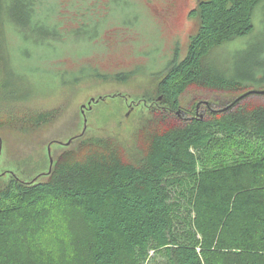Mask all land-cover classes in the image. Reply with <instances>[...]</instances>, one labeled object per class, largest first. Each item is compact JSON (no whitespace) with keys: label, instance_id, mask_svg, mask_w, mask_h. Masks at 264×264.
I'll list each match as a JSON object with an SVG mask.
<instances>
[{"label":"trees","instance_id":"obj_1","mask_svg":"<svg viewBox=\"0 0 264 264\" xmlns=\"http://www.w3.org/2000/svg\"><path fill=\"white\" fill-rule=\"evenodd\" d=\"M8 2L31 12L35 5L0 0V13ZM259 15L264 28V0H197L186 51L159 74L148 105L165 129L136 160L91 154L62 170L52 165L45 180L10 178L0 189V264H63L41 240L55 222L59 231H81L69 234L74 264H264V96L204 118L196 107L175 116L191 86L264 88V30L237 63L209 58L252 36Z\"/></svg>","mask_w":264,"mask_h":264},{"label":"rangeland","instance_id":"obj_2","mask_svg":"<svg viewBox=\"0 0 264 264\" xmlns=\"http://www.w3.org/2000/svg\"><path fill=\"white\" fill-rule=\"evenodd\" d=\"M31 1L32 12L8 2L0 13V189L13 176L48 178V148L56 171L91 154L122 163L139 158L165 129L158 110L148 105L156 100L159 74L186 51L197 24L186 10L197 0ZM163 9L176 16L183 11L173 23L157 14ZM259 20L254 16L252 36L215 49L209 58L219 65L235 62L249 43L262 39ZM243 93L191 86L175 116L196 107L195 116L204 118ZM54 217L51 212L49 219ZM58 227L51 225L42 244L55 249L63 264H74L77 250L69 234L81 231L73 224L70 231Z\"/></svg>","mask_w":264,"mask_h":264},{"label":"water","instance_id":"obj_3","mask_svg":"<svg viewBox=\"0 0 264 264\" xmlns=\"http://www.w3.org/2000/svg\"><path fill=\"white\" fill-rule=\"evenodd\" d=\"M251 95H260V96H264V90H255V89H251V90H248L246 91L245 93L241 94L240 96H238L235 100L232 101V103H230L227 107L223 108L222 110L220 111H224V110H227L229 108H231L232 106H234L237 102L241 101L242 99H244L245 97L247 96H251ZM161 99V97H159V100ZM93 101V99H92ZM96 102V101H95ZM83 113V112H82ZM85 119H84V123H85ZM83 132H84V129L83 131L81 132V134L77 135V136H74L73 138H71L70 140H68L65 145H69L75 138L79 137L80 135H83ZM0 147H1V143H0ZM48 155H49V169H48V172L47 173H50L51 171V167H52V158L50 156V150L48 148ZM36 180V179H34Z\"/></svg>","mask_w":264,"mask_h":264},{"label":"flooded vegetation","instance_id":"obj_4","mask_svg":"<svg viewBox=\"0 0 264 264\" xmlns=\"http://www.w3.org/2000/svg\"><path fill=\"white\" fill-rule=\"evenodd\" d=\"M178 9V8H177ZM179 11V15H175V14H168V12H166L164 9L163 10H160V12H159V10H157V14L161 17V18H164V20L165 21H168V20H171V21H173V23H177L178 22V20H179V18H180V16H181V12L183 11H181V10H178ZM172 16V17H167V16ZM186 16H191V11L190 10H186Z\"/></svg>","mask_w":264,"mask_h":264}]
</instances>
